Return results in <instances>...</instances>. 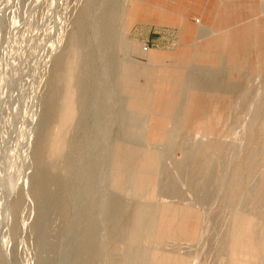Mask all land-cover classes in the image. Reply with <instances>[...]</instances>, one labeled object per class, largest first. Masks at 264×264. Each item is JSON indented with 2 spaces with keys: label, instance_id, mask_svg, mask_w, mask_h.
I'll list each match as a JSON object with an SVG mask.
<instances>
[{
  "label": "rangeland",
  "instance_id": "rangeland-1",
  "mask_svg": "<svg viewBox=\"0 0 264 264\" xmlns=\"http://www.w3.org/2000/svg\"><path fill=\"white\" fill-rule=\"evenodd\" d=\"M147 1L0 0V264H264V0ZM186 79L208 100L177 118Z\"/></svg>",
  "mask_w": 264,
  "mask_h": 264
},
{
  "label": "bare ground",
  "instance_id": "bare-ground-1",
  "mask_svg": "<svg viewBox=\"0 0 264 264\" xmlns=\"http://www.w3.org/2000/svg\"><path fill=\"white\" fill-rule=\"evenodd\" d=\"M238 30H239V28H238ZM253 32H254V30H253ZM240 34L239 33H236V32H232V33H228L226 35H222L217 41H212V40L211 41H207V42L204 43L203 47L200 48V50H199V54H201L200 62H204V63L208 64L207 67L210 68V69H212V71L210 73H212V74L213 73L214 74H222L224 72V71H221V69L223 70L222 63H223V61H224L225 58H226V60L228 62V65H231L229 63L232 61L233 58H235L234 55H235L236 51L238 52V50H239L238 49V46L234 47V45L237 44L240 41V39H239L240 38ZM70 45H71L70 47H71V51H72V53H71V59H70V61L68 63L67 70L62 75L63 76V79H64V82L66 84V88H65V93H66L65 95L66 96H64V101H65L64 106L65 107L63 108V110L61 112V118L64 119V120H67L68 122H69V118H70V114H71V108H72V105H71V98H72L71 96L72 95L70 94L71 93V88L69 86V79L71 77L72 72L75 69V66H76V56H78L77 55L78 54V50H76V48L72 45V42L70 43ZM244 51L245 52L246 51L249 52L250 49L246 47ZM192 52H193L192 55L189 56V57H191V58L194 59L196 54H194V51H192ZM210 53H212V56H211ZM213 54L216 55L215 56L216 61L214 63L212 62V65H211L210 62H209V60L212 61L213 56H214ZM189 55H190V53H189ZM242 65L243 64L240 63V64H236V65H234L232 67H234L237 70H240V68H241ZM229 68H230V66H229ZM162 72L163 73H161V75H164L166 77L172 78L170 80L174 82V85H178L179 84V81H178V79H176V77H178V78H180V77L177 76L176 74H179L181 72H178V73L177 72L166 73L164 71H162ZM236 72H238V71L232 72V75H233V73H236ZM132 74H133V72L127 71L125 73L126 76L123 77V78L124 79L125 78L126 79H130V77L132 76ZM186 80H184V81H186ZM203 83H205V82H202V80L201 81L200 80H196L195 82H193L192 80H187L186 85H188V86H186L185 89L182 88L179 91L180 93H182V96H178V98H180V101L182 100V103L183 104H181V107H180V103H179V106H177V107H179L178 108V111H176V112L174 111V108H175L174 105H169V106L167 105L168 108H170L171 111H172L171 114L172 115L175 114V116L177 118L179 116L182 118L183 116L184 117L187 116V114L185 113V111H187V108L189 106L199 107L202 102L205 104V102L208 100V98H207V95H208L207 94V91H209V88H206ZM227 85H228L227 90H230L231 89L230 88L231 82L228 81L227 82ZM142 90H143V88H142ZM142 99H139L138 102L143 103ZM138 102H137L136 99H133V100L130 99V100H128V105L134 104V103H138ZM203 107H205V105ZM117 155H118V153H117Z\"/></svg>",
  "mask_w": 264,
  "mask_h": 264
},
{
  "label": "crops",
  "instance_id": "crops-1",
  "mask_svg": "<svg viewBox=\"0 0 264 264\" xmlns=\"http://www.w3.org/2000/svg\"><path fill=\"white\" fill-rule=\"evenodd\" d=\"M148 1H149V3L151 5H154V7H156V10L159 13V17L163 18L165 16V14L167 13V11L168 12H172V13H174L175 17H181L182 18V24H183V16H179L177 14L183 13L186 10H190V11L194 12V13L189 14V15L186 14V16H185L186 19H187V17L189 18L190 16H193V14H196V15L200 16L201 18H205L206 17V15L204 16V13H203V9L202 8H203V6H206L207 5L208 0H148ZM227 2H228V5H227L228 7H224V8H221V9L224 10V11H226V12H228V15L227 16H229L232 13V12H229V10L231 8H233V7H238L239 9L243 10L244 11V14L245 15H248L247 16L248 19L247 18H244V19L242 18L244 20V23L245 24L246 23H249V22H253V21H250V19H252L251 18V14L252 13L255 14V15L258 13V10H257L258 9L257 8L258 5H255V4H247V3L244 4V5L243 4L237 5L238 3H235V2H238V0H227ZM133 5H137V4L134 3ZM166 5H176L177 7H176V10L172 11V10H169V8H167ZM247 10L249 12H245ZM241 13H243V12H241ZM207 17L210 18V16H207ZM208 18H207V20H211V19H208ZM263 21H264V18H262V22ZM227 22H229V21H227ZM187 24L189 25L188 19H187ZM207 24L209 26H213L216 23H214V24L213 23H206V25ZM221 25H224V23H222ZM227 25H230V24L228 23ZM181 27L182 28L183 27H186V25H182ZM258 40H262V39H258ZM258 40L256 39L253 42L254 43H258ZM260 48H262V49L264 48V42H263V45L261 43V47ZM192 51H195V50H192ZM192 51L190 52L191 55L193 53ZM250 51H251V49H250ZM261 55H262L261 56V59L264 60V54L262 53ZM263 66H264V64H263Z\"/></svg>",
  "mask_w": 264,
  "mask_h": 264
}]
</instances>
